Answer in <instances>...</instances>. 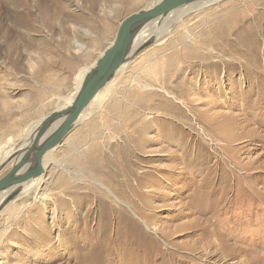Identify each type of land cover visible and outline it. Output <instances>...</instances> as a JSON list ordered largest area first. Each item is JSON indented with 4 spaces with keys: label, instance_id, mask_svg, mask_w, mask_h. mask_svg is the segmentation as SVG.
<instances>
[{
    "label": "rangeland",
    "instance_id": "1",
    "mask_svg": "<svg viewBox=\"0 0 264 264\" xmlns=\"http://www.w3.org/2000/svg\"><path fill=\"white\" fill-rule=\"evenodd\" d=\"M157 1L0 0V163L120 23ZM181 22L164 61L148 46L45 157L41 201L2 209L1 264H264V0H220ZM156 69L170 87L136 89ZM172 86L193 89L194 114ZM135 112L151 121L136 147Z\"/></svg>",
    "mask_w": 264,
    "mask_h": 264
},
{
    "label": "water",
    "instance_id": "2",
    "mask_svg": "<svg viewBox=\"0 0 264 264\" xmlns=\"http://www.w3.org/2000/svg\"><path fill=\"white\" fill-rule=\"evenodd\" d=\"M198 1L200 0H161L152 8L129 15L120 23L113 43L85 75L74 102L44 117L39 127L26 139L25 145L18 147L0 163V175L10 166L9 171L0 177V195L11 190L1 203L0 211L18 195L21 187L45 174L46 154L63 143L98 92L130 59L135 39L144 25ZM148 46L146 44L140 48L144 50Z\"/></svg>",
    "mask_w": 264,
    "mask_h": 264
},
{
    "label": "bare ground",
    "instance_id": "3",
    "mask_svg": "<svg viewBox=\"0 0 264 264\" xmlns=\"http://www.w3.org/2000/svg\"><path fill=\"white\" fill-rule=\"evenodd\" d=\"M161 0H158L157 3L155 5H157ZM219 1L216 0H200L198 2H195L193 4H190L188 6H186L185 8H181L178 9L176 11H173L171 13H169L167 16L165 17H157L156 19L148 22L147 24L144 25V27L141 29V31L139 32L138 36L135 39L134 42V46L132 48V51L130 53V59L128 61H126L116 72V74L114 75V77L106 84V86L100 90L98 92V94L95 96V98L92 100V102L89 104V106L86 108V110L84 111V113L82 114L80 120L76 123L75 128L77 127L78 123L80 121H84L88 118H90L94 111V107H98L101 109L102 105L110 98L115 95L116 90L118 89V86H120V74L121 72L125 69V67H127V65H129V63L133 62L135 59H137V57L142 53L143 51L146 49H141L140 47L148 44L149 47H151L150 51H151V56H153L157 62H162L164 61V56H166V54L170 51V50H174L173 49H169V50H165L166 44L164 43V41L167 39V37L171 34H168L167 29L170 26V28H174L175 24H179L181 22L182 19H186L187 15L191 12V14L194 13H199L201 12L206 6H211L213 4L218 3ZM153 5V6H155ZM153 6H151L150 8H152ZM177 24V26H178ZM182 24V22H181ZM51 26V25H50ZM176 26V25H175ZM57 30V29H56ZM59 31V30H58ZM61 31V30H60ZM165 33H164V32ZM83 34V33H82ZM77 36V35H76ZM252 36V35H251ZM250 36V37H251ZM247 37H243V40H246ZM113 43V42H112ZM111 43V44H112ZM64 44V43H63ZM170 44H173V42H171ZM66 45V44H64ZM104 53V52H103ZM102 53V55H103ZM149 53V52H148ZM186 54L189 57H193L195 56L194 52H190L189 50H186ZM247 51L242 52L241 55H246ZM101 55V56H102ZM100 56V57H101ZM150 56V57H151ZM143 57V56H142ZM148 56V59L150 58ZM147 58V57H146ZM147 59V60H148ZM173 59L170 58L167 60V66L172 68L173 65L168 64L169 62H171ZM142 61V60H141ZM140 62V61H139ZM144 62V60H143ZM152 62V61H151ZM95 64V63H94ZM92 64V66L94 65ZM138 64V63H137ZM155 64V63H154ZM152 64V65H154ZM144 65V64H143ZM91 66V67H92ZM155 66V65H154ZM90 67V68H91ZM143 67V66H142ZM90 68H86L83 69L82 71H80L77 75H76V91L72 94V96L68 99H65L64 105L60 106L58 109H62L65 107H68L69 105H71L77 94L78 91L80 89V86L83 82V79L85 78V75L88 73V71L90 70ZM141 68V67H140ZM149 68V66H148ZM153 68V67H150ZM243 68L244 69H250V67L248 66V64L244 63L243 64ZM161 69V68H160ZM234 69V68H233ZM142 70V69H141ZM144 71V70H143ZM124 73V72H123ZM123 75V74H122ZM136 76V75H134ZM139 76V75H138ZM145 76H147L146 78L149 79V81L146 83L144 81H142V84L145 83V85H142L141 82L137 81V85H136V89L138 88V90L140 88H147L149 86H160V87H170L171 83H172V77H165L162 72H160L158 69L151 71L150 73L145 74ZM125 80V79H124ZM134 82V81H133ZM117 83L118 85L115 86ZM134 83H131L129 86H132ZM134 87V86H132ZM180 97H186L187 101H189V104L191 105L190 108L193 114H194V110L197 109V107L193 104L192 99L188 100V96L189 94L193 91V89L191 88H187V87H181V86H172L171 87ZM178 96V97H179ZM214 99V98H213ZM215 100V99H214ZM165 108L168 110H175V112H177V114H180L181 116L185 117L184 112L182 109L178 108V107H171V104L168 100H163ZM187 103V102H185ZM184 103V104H185ZM188 104V105H189ZM187 106V105H186ZM97 109V108H96ZM100 111V110H99ZM200 113V112H199ZM92 118V117H91ZM44 119V118H43ZM109 120V119H108ZM42 120H40L38 123L32 125L33 127H31V129L28 130V132L24 135L22 141H19L18 144H16L14 146L13 149H10L6 152H4V156L2 158V160L4 161V159H6L11 153H13L18 147H23L25 145V141L26 139H29V137L34 133V131L39 127L40 123ZM110 122V121H109ZM137 122V124H136ZM188 122V121H187ZM158 123L160 125L163 126V128H166L167 125H169V122H163L161 120L158 121ZM130 124H133L134 126V130H136L137 132V137H135L134 139V143H135V147L136 145H141L144 143L145 139H143V135L145 133V130L148 128V125H151V121L150 119H144V118H139L138 115L136 116V112L133 114L132 120L130 121ZM74 128V129H75ZM169 129V128H168ZM163 132H166V129H164L163 131L161 130V133L163 134ZM169 133V132H168ZM179 134V133H178ZM160 135V134H159ZM162 137V136H161ZM163 137H165L163 135ZM167 137V136H166ZM182 140H184L185 138V134L180 135V137ZM167 139V138H166ZM168 140V139H167ZM171 141V140H170ZM181 147V146H180ZM54 151V150H52ZM50 151V152H52ZM49 152V153H50ZM48 153V154H49ZM46 154V156L48 155ZM45 156V157H46ZM44 167H45V172H46V165H45V158H44ZM45 175V174H44ZM44 175L38 179L32 180L30 182H28V184H25L23 187H21V189L19 190L18 195L15 197L14 201H16L14 208L10 210V213L12 214L16 209H24L30 205H32L34 202H36V200L39 199V201H41L40 199H42V196L38 197L37 195V191L38 189L41 187L42 183H43V178ZM13 191V189H12ZM11 192V190H9L6 194H3L4 196H2V199L0 200V205L1 203L4 201V199L7 197L6 195H8ZM10 202H8L9 204ZM8 204L6 205L8 207ZM10 205V204H9ZM5 206V207H6ZM12 207V206H11ZM2 212V210L0 211V213ZM1 264V263H0Z\"/></svg>",
    "mask_w": 264,
    "mask_h": 264
},
{
    "label": "crops",
    "instance_id": "4",
    "mask_svg": "<svg viewBox=\"0 0 264 264\" xmlns=\"http://www.w3.org/2000/svg\"><path fill=\"white\" fill-rule=\"evenodd\" d=\"M17 143V142H16ZM18 143H19V141H18Z\"/></svg>",
    "mask_w": 264,
    "mask_h": 264
}]
</instances>
